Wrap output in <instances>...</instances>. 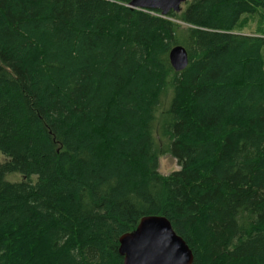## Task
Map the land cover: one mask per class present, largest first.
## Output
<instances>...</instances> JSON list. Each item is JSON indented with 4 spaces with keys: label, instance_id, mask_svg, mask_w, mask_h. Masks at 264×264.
<instances>
[{
    "label": "trees",
    "instance_id": "1",
    "mask_svg": "<svg viewBox=\"0 0 264 264\" xmlns=\"http://www.w3.org/2000/svg\"><path fill=\"white\" fill-rule=\"evenodd\" d=\"M131 1L0 0V264H123L152 216L192 264H264V0Z\"/></svg>",
    "mask_w": 264,
    "mask_h": 264
},
{
    "label": "water",
    "instance_id": "2",
    "mask_svg": "<svg viewBox=\"0 0 264 264\" xmlns=\"http://www.w3.org/2000/svg\"><path fill=\"white\" fill-rule=\"evenodd\" d=\"M188 0H132L133 10L157 11L166 17L179 13ZM169 64L176 73L188 66V55L181 46L168 54ZM119 255L123 264H192L193 254L186 243L172 229L170 222L160 216L142 218L133 232L119 238Z\"/></svg>",
    "mask_w": 264,
    "mask_h": 264
},
{
    "label": "rangeland",
    "instance_id": "3",
    "mask_svg": "<svg viewBox=\"0 0 264 264\" xmlns=\"http://www.w3.org/2000/svg\"><path fill=\"white\" fill-rule=\"evenodd\" d=\"M264 27V17L262 13H256L254 16H244L237 27V32L248 35H260L261 30ZM264 58V53H263ZM5 159L0 154V162H4ZM179 167L174 159L169 156H159L158 158V172L161 176H169L172 172L178 171ZM6 180L9 182L24 181V178L19 174H11L6 176ZM32 182L36 181L35 177H31Z\"/></svg>",
    "mask_w": 264,
    "mask_h": 264
}]
</instances>
